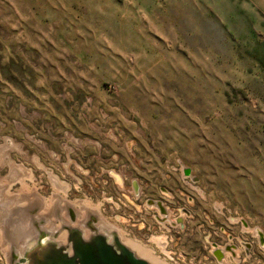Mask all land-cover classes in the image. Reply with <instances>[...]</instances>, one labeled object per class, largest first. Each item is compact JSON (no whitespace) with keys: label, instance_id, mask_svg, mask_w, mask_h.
<instances>
[{"label":"rangeland","instance_id":"1","mask_svg":"<svg viewBox=\"0 0 264 264\" xmlns=\"http://www.w3.org/2000/svg\"><path fill=\"white\" fill-rule=\"evenodd\" d=\"M0 204V264L81 220L264 264V0H0Z\"/></svg>","mask_w":264,"mask_h":264},{"label":"water","instance_id":"2","mask_svg":"<svg viewBox=\"0 0 264 264\" xmlns=\"http://www.w3.org/2000/svg\"><path fill=\"white\" fill-rule=\"evenodd\" d=\"M66 241L69 245L58 244L52 237L56 231H48V238L41 240L44 232L23 233L20 236L26 248L25 256L30 264H151L137 256L123 244L113 232L112 240L99 232L85 238L76 228H67ZM218 260L221 250L215 248Z\"/></svg>","mask_w":264,"mask_h":264},{"label":"bare ground","instance_id":"3","mask_svg":"<svg viewBox=\"0 0 264 264\" xmlns=\"http://www.w3.org/2000/svg\"><path fill=\"white\" fill-rule=\"evenodd\" d=\"M4 195V194H3ZM4 196H6V195H4ZM7 198V197H6ZM11 198V197H10ZM9 198V199H10ZM13 198V197H12ZM12 200V199H11ZM16 200V199H15ZM10 201V200H9ZM17 201H18V199H17ZM83 201V200H82ZM10 202H12V201H10ZM15 202V201H14ZM87 202V201H86ZM80 203V202H79ZM88 203V202H87ZM14 204V203H13ZM1 205V204H0ZM79 205V204H78ZM86 205V204H85ZM84 204H83V202H81V207L83 208V209H85L86 208V206H85ZM88 205V204H87ZM13 206V205H12ZM95 206V205H94ZM77 208V207H76ZM96 208V207H95ZM94 208V209H95ZM79 211V210H78ZM83 211V210H82ZM99 212V211H98ZM79 214H81V213H79ZM3 216V215H2ZM21 227H24L23 226V222L21 221L20 223H19V225L17 226V228L15 229V232H13V233H16L17 235H20V233H21ZM80 227H81V234H83V235H87V231H89V230H91L89 233V236L90 235H92L93 233H96V232H99V233H102V232H104L105 234H106V237H107V239L109 240V241H111L112 240V234H113V232L115 233V229L116 228H114V227H111V226H108V225H106V224H104L102 221H98V223H97V226H91L90 227V229L89 228H87V225L85 224V222L83 221V220H81V222H80ZM1 233V232H0ZM22 234V233H21ZM116 234V233H115ZM15 236V235H14ZM118 236V238H119V240L123 243V244H125L128 248H130V249H132L137 255H139V256H141V257H144V258H146L147 260H149L151 263H155V264H160L159 262H157V261H154V260H151V259H149V258H147L146 256H144V255H147V256H149V257H151V258H155L156 260H159V261H162L164 264H167V263H165V261L164 260H162V259H160L158 256H156L154 253H153V251L151 250V249H149L148 247H145L144 245H142L140 242H138V241H135V240H132V239H128V238H125L126 240H127V242L123 239V237L122 236H120V235H117ZM86 237V236H85ZM52 238H54V237H52ZM65 239H64V237L61 239V240H58L57 241V243L58 244H60V245H63V243H62V241H64ZM130 243V244H129ZM135 246V247H134ZM137 247V248H136ZM142 253V254H144V255H142L140 252ZM221 255H223L222 254V252L220 253ZM152 255H155L156 257H154V256H152Z\"/></svg>","mask_w":264,"mask_h":264},{"label":"flooded vegetation","instance_id":"4","mask_svg":"<svg viewBox=\"0 0 264 264\" xmlns=\"http://www.w3.org/2000/svg\"><path fill=\"white\" fill-rule=\"evenodd\" d=\"M163 210V209H162ZM10 220V219H9ZM10 222H12L11 220L10 221H8V219L6 220H4L3 221V226L5 227V229H7V225H9V223ZM103 222V221H102ZM19 223H20V221L19 222H16V221H14V224H15V229L17 228V226L19 225ZM32 223L34 224V221L32 220ZM104 224H106V225H108V226H111V227H114L113 225H111V224H107V223H105V222H103ZM85 224L87 225V227H91V226H93V224L92 223H90V221H86L85 222ZM66 226V228H70L69 226H67V225H65ZM94 227V226H93ZM115 228V227H114ZM77 229V228H76ZM39 230L41 231V232H44V235L41 237V240H45V239H47L48 238V231L49 230H44V229H40L39 228ZM68 230V229H67ZM80 232H81V230L80 229H78ZM67 235H68V231H67ZM67 235H66V237H67ZM83 235V234H82ZM105 235V234H104ZM106 236V235H105ZM63 245H65L66 247L69 245V243L66 241V238H65V241H64V243H63ZM233 247H234V245H233ZM232 246H217V248H219L220 250H221V252H222V254H223V256L224 257H226V253L227 252H231V253H234L235 254V252H234V248H233ZM230 248V249H229ZM25 250H26V248L24 247V245H21V246H17V242L15 241L13 244H11V255H10V257H11V264H30L29 263V261H28V259H27V257L25 256ZM154 257H156V256H154ZM157 258V257H156ZM158 262V261H157ZM159 263L160 264H164L162 261H159Z\"/></svg>","mask_w":264,"mask_h":264}]
</instances>
